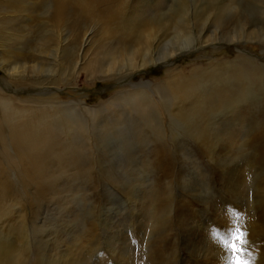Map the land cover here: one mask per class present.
Listing matches in <instances>:
<instances>
[{"label": "rangeland", "instance_id": "374dc122", "mask_svg": "<svg viewBox=\"0 0 264 264\" xmlns=\"http://www.w3.org/2000/svg\"><path fill=\"white\" fill-rule=\"evenodd\" d=\"M1 4L7 5L5 12L0 9V20L13 25L6 40L11 46L5 47L12 48L11 57L8 52L2 56L29 67L14 69L18 74L12 78L0 66V90L19 98L46 90L50 93L41 96L70 102L60 106L62 112L47 106L23 110L15 104L0 110V146H10L3 133L14 121L27 119L43 129L27 142L26 152H14L16 160L0 147V264H233L228 245L235 237L245 241L235 240L243 249L240 260L264 264V84H254V94L238 105H191L184 88L165 93L163 101L154 91L125 94L133 91L131 83L140 92L163 88L160 80L233 59L240 48L264 64L263 1ZM184 4L198 15L196 25L205 24L206 37L238 36L218 52L211 48L219 44L202 48L195 42L192 49L174 51L141 72H72L78 52L105 61L133 49L139 40L135 35L144 30L171 37L174 12ZM34 64L44 67L31 69ZM117 93L114 108L121 116L110 124L97 111ZM154 98L170 114L147 122L127 119L139 105L156 108L150 102ZM69 116L76 121H68ZM95 134L102 140L81 141L82 135L91 139Z\"/></svg>", "mask_w": 264, "mask_h": 264}, {"label": "bare ground", "instance_id": "6f19581e", "mask_svg": "<svg viewBox=\"0 0 264 264\" xmlns=\"http://www.w3.org/2000/svg\"><path fill=\"white\" fill-rule=\"evenodd\" d=\"M261 1L264 2V0H261ZM5 5L7 4H1L0 9L4 10ZM174 14L176 18L174 21L173 31L171 32L173 33V35H170L171 37H168L169 34L158 36L159 32H157L154 28L144 30L139 34L138 37L135 35L136 40L138 39L139 40L137 44L134 45L133 49H130L129 51L127 50L121 51L120 53L116 55H112V56L110 55V57L107 58L105 61H98L94 58L86 59V56L83 52L81 53L78 52L77 54V57H79L77 61L78 63H75L76 67L72 70V72L75 75L78 72V70L82 68H84L85 70L89 72L95 71L94 73H96V71L101 72L103 74L112 73L113 76H115L118 73L120 74L123 71L128 72L129 70H135L139 68L140 69L138 71L141 72V71H145L143 69L158 65L159 64L158 62L162 60L169 59V57L173 55L174 51H178L179 53H182V52L187 51L186 49H188L189 47L191 48L193 45H196L198 43H203V46L200 45V47L202 48L206 46L207 44L216 43V44H219V46L217 47L214 45L211 49L213 52H218L224 48L225 44H229V42H231L229 40L231 37L235 38L238 36V35L230 36L226 34L225 37L222 38V37H218L216 34H212L209 38L206 37V35L204 34L205 24L199 23L196 25L198 15L192 11V7H191V13H190L189 7L186 4L180 5L179 10L175 11ZM0 19H2V17H0ZM20 19L17 20L16 22L20 21ZM9 21L0 20V23H1V26H0V53H1L0 54V66H2L5 72L8 75L10 74L11 77L13 78L14 74H18V72H20L19 69L21 67H29V66L14 65L8 58H5L2 56L4 52H8L7 56L9 58L11 57L10 55H11L12 48L7 47L5 49L6 46H11V43H9V41L7 43L6 40L13 34V28L11 29V26L13 25L10 26ZM22 25H23V22H22ZM18 31L20 32L21 30H18ZM104 34H105V31L100 32L99 38L101 37V39H103L102 37ZM239 35H240L239 36L240 39L241 38L245 39V37L243 36V33H240ZM15 37H18V35ZM257 37H260V34L257 35ZM18 38H23V37L20 36ZM224 39H226L227 41H225ZM89 40L90 38H86L83 44V47H86L88 45ZM237 41L239 42V40ZM195 42L197 43L194 44ZM233 42L237 43L236 40H234ZM246 42H249L248 39L246 41H242L243 44ZM175 43H179V48L177 49L174 48L176 46ZM197 47H199V45H197ZM239 50H240L239 53H237L233 59L225 60L222 63H210L204 68L203 66L193 67L189 69V72L184 73V72L179 71L175 75H173L174 77L172 78H164L163 80H160L161 84L164 86L163 88L157 87L154 90H142L140 92V90L132 87L133 83H131L129 85L133 91L125 90V94L140 95L141 93H143V94L149 95L154 91L153 96L162 97V101H163L165 99V93L172 94L173 93L172 91H179L184 88L185 92L187 93V98L189 102L191 103V105L193 104L194 101H200V102H205L207 104H216V105H219V104L221 105H230V104L236 105L237 104L238 105L242 102H246L247 98L250 95H253L255 92V90L252 88L253 85L254 84H264V64L255 62L256 59H253L252 57L247 56L245 52L243 51V49L240 48ZM56 51L57 49L53 51L54 54ZM80 64L83 65L81 68H79ZM42 67L44 66H38L37 64H34L31 67V69L34 68L36 70H39V69H42ZM14 69L15 70L18 69L17 70L18 72L15 71ZM48 70L50 71V69ZM46 71H43V72L46 73ZM64 76L65 75H63V77ZM30 79L33 80L35 78L31 77ZM62 79L65 80V83L68 81V77L67 79L66 78H62ZM140 82L143 84H148V82H144L142 78ZM204 82H207V83L210 82V84L207 85V84H204ZM30 83L34 85V83L32 82ZM167 90H170V91H167ZM48 93L50 92L43 90V92L41 93H34L35 96L30 94V96L28 95L26 98H19V96H12L10 93L6 94L0 90V110L8 106V104H15L14 106H16L19 109H23V110H32L37 107H42L44 109L47 106L49 107L50 110L55 109L57 111L62 112L64 107H60V106L65 105L70 102V101L58 100L56 96H52L50 98L41 96L42 94H48ZM120 96H121L120 93L115 94L113 97H111V99H108L104 103L107 105L105 109L101 110L100 112L97 111L101 116L102 114L105 116L103 120L104 122H109L110 124H112L113 121L117 122L115 121L116 119L117 120L120 119V116H121L120 112H118L114 108V105L116 101L120 99ZM154 99H151L150 102L153 100V102L155 103H153L152 105L154 104L158 105L156 108H154L153 110H150L151 106L149 105H145V107L139 105L135 110L132 111V113H129L126 116L127 119L130 121L134 119H139L142 122H147V121L155 119L156 116L162 117L164 115L170 114V110L167 109V107L159 105L161 103L160 98H159V101L157 99L156 100ZM46 101L49 102L51 105H47L48 103ZM3 118L5 119L7 117L4 116ZM73 118L69 116L68 121H76L75 117ZM73 126H74V129L78 132L76 122L73 124ZM7 127L8 128H4L3 134H5L6 137L8 138L10 146L8 147L0 146V147L2 148V153L7 155L8 158L14 157L13 156L14 152L16 153L17 151L21 149L25 150L26 152L28 148V146H26L28 145L27 142L33 138L35 139L36 138L35 136H40L43 130L41 127L34 125L27 119L14 121V123H12L11 126H7ZM98 131H103V130H98ZM94 133H97V132L95 131ZM97 134H95L96 137L93 136V138L91 139L83 137L84 135L83 134L82 135L83 138L81 137V141L82 142H86V141L96 142V141L102 140V135L97 136ZM18 158L20 159V162H23V158L20 156V154H18Z\"/></svg>", "mask_w": 264, "mask_h": 264}, {"label": "snow or ice", "instance_id": "6c2138e0", "mask_svg": "<svg viewBox=\"0 0 264 264\" xmlns=\"http://www.w3.org/2000/svg\"><path fill=\"white\" fill-rule=\"evenodd\" d=\"M235 240H238L240 244L245 242L241 237H235L234 242L228 245V247H230L233 252V264H247V261H243L238 258V254L243 251V249L237 246Z\"/></svg>", "mask_w": 264, "mask_h": 264}]
</instances>
